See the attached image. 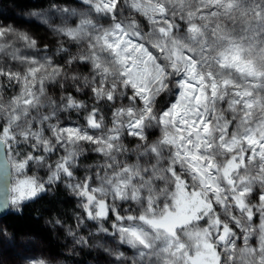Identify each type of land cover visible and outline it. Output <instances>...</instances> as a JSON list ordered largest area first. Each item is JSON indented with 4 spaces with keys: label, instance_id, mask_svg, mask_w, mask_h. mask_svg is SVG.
<instances>
[{
    "label": "snow or ice",
    "instance_id": "obj_1",
    "mask_svg": "<svg viewBox=\"0 0 264 264\" xmlns=\"http://www.w3.org/2000/svg\"><path fill=\"white\" fill-rule=\"evenodd\" d=\"M49 12L51 51L0 26L2 206L59 184L77 228L96 222L133 250L105 249L120 264H264V0Z\"/></svg>",
    "mask_w": 264,
    "mask_h": 264
},
{
    "label": "trees",
    "instance_id": "obj_2",
    "mask_svg": "<svg viewBox=\"0 0 264 264\" xmlns=\"http://www.w3.org/2000/svg\"><path fill=\"white\" fill-rule=\"evenodd\" d=\"M65 3H71L73 7L78 6V0H0V23L8 20L11 23L9 26L28 32L37 39L39 45L47 44L50 49L58 38L44 20L47 18L49 24L59 25L61 21L49 12V5ZM45 13L48 15H42ZM80 71L86 74L87 69L80 68ZM79 98L87 99V97ZM76 118V114H72V119ZM78 210L77 198L58 184L52 187V191L42 193L34 200L26 202L20 211L10 209L1 220L10 236L15 238L30 236L36 239L42 246L46 259L60 260L65 264H106L98 261L100 253L101 255L104 253L92 244L79 245V250L74 254L65 250V240L68 239L66 233L69 228H76V233L82 231L81 228L76 227L75 222ZM57 219L61 224L55 223ZM105 227H110L107 222ZM47 264L53 263L51 261Z\"/></svg>",
    "mask_w": 264,
    "mask_h": 264
},
{
    "label": "rangeland",
    "instance_id": "obj_3",
    "mask_svg": "<svg viewBox=\"0 0 264 264\" xmlns=\"http://www.w3.org/2000/svg\"><path fill=\"white\" fill-rule=\"evenodd\" d=\"M9 21L0 23V26H9ZM56 26L55 24H52ZM13 27V26H11ZM15 28V27H13ZM19 29L23 30L21 27ZM16 29V28H15ZM52 29V28H51ZM51 48L49 49L51 51ZM75 51V49H73ZM75 120V119H73ZM92 157L85 164H94L95 163V156L94 154H90ZM83 170L78 173V175H82ZM39 175L46 179V173L43 170H40ZM46 187H48L46 185ZM52 191V188L49 190ZM12 195V194H11ZM10 209H12L10 207ZM80 212V209L77 213ZM77 215V214H76ZM75 215V216H76ZM86 226L80 227L82 231L80 233H76L77 236H84L89 244L96 246L98 249L100 248L104 254L99 255L98 261L105 262L106 264H120V262L115 260V257L110 255L108 251L105 249H109L115 251L119 249L120 251L125 252V255L131 258L133 256V250L128 248L126 245H120L118 240L114 237L105 236L104 233L98 231L99 224L92 221H85ZM76 232V228L72 229ZM69 231V230H68ZM68 231L66 233L67 240L66 243V251L68 253H75L77 252L79 244H75L73 238L68 235ZM42 246L38 243V241L30 236L24 237H13L10 236L7 232L6 228L4 227L2 220L0 219V264H27L28 260L33 257H38L41 259L46 260L47 262H51L53 264H65L60 260H55L52 258H47L46 255L42 251ZM59 261V262H58Z\"/></svg>",
    "mask_w": 264,
    "mask_h": 264
},
{
    "label": "water",
    "instance_id": "obj_4",
    "mask_svg": "<svg viewBox=\"0 0 264 264\" xmlns=\"http://www.w3.org/2000/svg\"><path fill=\"white\" fill-rule=\"evenodd\" d=\"M11 170V169H10ZM11 184V181H10ZM11 191L10 190H6L3 188H0V219L4 218L10 211V207L9 208H4L2 206V202L6 197L11 196Z\"/></svg>",
    "mask_w": 264,
    "mask_h": 264
}]
</instances>
